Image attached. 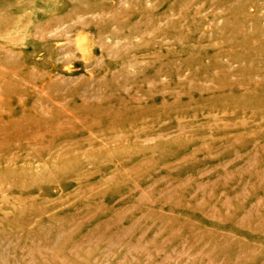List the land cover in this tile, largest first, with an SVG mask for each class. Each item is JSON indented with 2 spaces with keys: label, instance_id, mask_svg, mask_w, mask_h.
I'll use <instances>...</instances> for the list:
<instances>
[{
  "label": "rangeland",
  "instance_id": "rangeland-1",
  "mask_svg": "<svg viewBox=\"0 0 264 264\" xmlns=\"http://www.w3.org/2000/svg\"><path fill=\"white\" fill-rule=\"evenodd\" d=\"M0 264H264V0H0Z\"/></svg>",
  "mask_w": 264,
  "mask_h": 264
}]
</instances>
